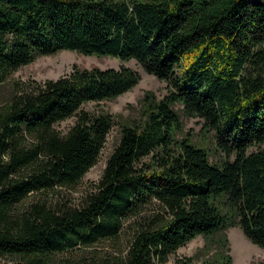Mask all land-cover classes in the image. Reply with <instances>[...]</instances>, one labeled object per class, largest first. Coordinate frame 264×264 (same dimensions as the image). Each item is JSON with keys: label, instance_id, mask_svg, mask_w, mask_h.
<instances>
[{"label": "trees", "instance_id": "1", "mask_svg": "<svg viewBox=\"0 0 264 264\" xmlns=\"http://www.w3.org/2000/svg\"><path fill=\"white\" fill-rule=\"evenodd\" d=\"M65 50L137 61L169 94L162 101L146 94L142 122L124 127L102 179L80 203L38 200L21 210L34 195L74 189L98 164L115 120L83 106L126 94L141 75L125 65L75 64L57 80L14 83L0 106V259L167 264L203 236L198 255L207 259L175 264H233L234 227L264 249V154L250 153L264 145V1L0 0V87ZM176 103L213 133L225 160L213 163L193 138L177 139ZM72 118L68 133L58 131ZM127 225L135 235L122 255H74L118 240Z\"/></svg>", "mask_w": 264, "mask_h": 264}, {"label": "rangeland", "instance_id": "2", "mask_svg": "<svg viewBox=\"0 0 264 264\" xmlns=\"http://www.w3.org/2000/svg\"><path fill=\"white\" fill-rule=\"evenodd\" d=\"M75 64L88 69L94 67L119 69L125 65L137 71L141 75V81L131 91L114 100L99 103L90 102L83 106V110L92 114L108 113L112 115L115 125L108 137L98 164L89 171L82 182L74 189H63L59 192L51 191L34 195L21 206V210H25L31 203L38 200L47 202L49 205L60 203L75 205L80 203L83 196L92 192L102 179L107 162L121 141L124 127L142 122L145 116L146 94L151 93L158 101L164 100L169 94L168 83L160 80L155 75L147 73L137 61L122 62L117 58L109 56H87L76 51L65 50L54 55L39 57L32 64L24 66L15 72L0 87V106L4 105L12 96L14 83L30 81L44 83L48 80H57L70 74ZM173 109L179 115L182 124L181 130L176 134L177 139L193 138L197 146L204 147L209 151L213 163H221L225 160V155L217 149L213 133L204 130V124L200 119L187 116L184 112V107L180 103H176ZM76 121L77 118H72L61 122L57 125V129L61 133L66 134L76 124ZM250 153L264 154V145L252 146ZM144 163L150 164L151 158L145 159ZM134 228L136 227L127 225L118 240L104 241L89 249L80 250L74 253V255L87 254L91 258L97 252L100 255L110 254L112 256H120L127 251L128 246L134 238ZM227 233L230 239L233 264H264V249L253 244L240 227L229 228ZM205 244L206 239L203 236L197 237L186 246L180 248L176 254L172 255L167 264H175L177 258L184 257H197L198 262L204 261L207 258H204V255H198V253L200 249L204 248ZM71 256L69 254L61 258L65 259ZM0 264H12V262L10 258H3L0 259Z\"/></svg>", "mask_w": 264, "mask_h": 264}]
</instances>
